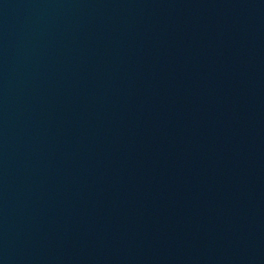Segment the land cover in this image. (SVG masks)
<instances>
[{
    "label": "water",
    "instance_id": "95a60500",
    "mask_svg": "<svg viewBox=\"0 0 264 264\" xmlns=\"http://www.w3.org/2000/svg\"><path fill=\"white\" fill-rule=\"evenodd\" d=\"M0 264H264V0H0Z\"/></svg>",
    "mask_w": 264,
    "mask_h": 264
}]
</instances>
